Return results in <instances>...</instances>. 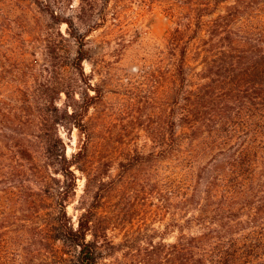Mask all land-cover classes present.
Wrapping results in <instances>:
<instances>
[{"label": "trees", "instance_id": "1", "mask_svg": "<svg viewBox=\"0 0 264 264\" xmlns=\"http://www.w3.org/2000/svg\"><path fill=\"white\" fill-rule=\"evenodd\" d=\"M32 1L50 25L67 24L78 45L73 58L54 67L72 69L88 80L89 34L76 25L77 16L66 12L64 0ZM81 1L80 17L97 26L106 22L113 0ZM141 2L162 9L175 22L166 37V76L171 104L182 105L186 130L179 133L172 126L169 142L150 152L138 150L122 165L131 170L169 162L170 176L160 181L167 180L169 192L183 199L181 234L174 241L155 242L153 234L139 230L115 243L110 224L103 225L111 217L102 208L104 187L113 181L102 182L92 203L73 221L68 203L77 192L76 170L86 172L93 144L86 116L98 95L87 93L77 100L52 81L51 73L39 85L40 94L27 88L25 97L0 99V126L38 129L35 134L0 130V264H22V250L8 234L23 235L15 220L18 204H30L41 216L45 212L36 245L51 257L44 254L40 264H264V0ZM48 55L57 58L60 52L52 48ZM39 74L32 72L35 79ZM62 92L73 99L65 110L57 104ZM64 121L85 137L71 158L57 132ZM204 131L214 135L212 141H200ZM30 135L37 144L27 140ZM4 138L10 141L6 144ZM126 249L125 262L106 261Z\"/></svg>", "mask_w": 264, "mask_h": 264}, {"label": "rangeland", "instance_id": "2", "mask_svg": "<svg viewBox=\"0 0 264 264\" xmlns=\"http://www.w3.org/2000/svg\"><path fill=\"white\" fill-rule=\"evenodd\" d=\"M64 1L68 5L66 12L76 15V25L89 34L90 59L84 63L88 80L81 79L72 69L54 67L73 58L78 48L67 24L50 25L49 18L40 13L32 0H0V99L11 102L10 98L25 97L29 94L27 88L31 94H40L39 85L51 73L52 81L60 82L62 90H69L77 100L87 93L98 95L86 116L93 144L86 172L76 170L78 187L68 203L70 216L77 222L83 206L92 203L101 183L113 181L104 187L107 197L102 208L111 217L103 225L110 224L109 236L115 243L124 241L126 233L139 230L153 234L155 242L163 238L174 241L181 234L179 226L185 221V211L181 196L169 192L167 180L160 181L162 176H170L169 162L164 160L159 166L149 163L131 170L122 162H128L138 150L150 152L160 142H169L166 136L172 126H177L179 133L186 130L182 105L171 104L166 76V37L175 28V22L162 9L151 8L141 0H113L106 22L97 26L79 16L81 0ZM52 48L60 52V57L48 55ZM35 69L41 72L38 79L32 76ZM95 88L100 90L99 94ZM57 104L65 110L73 99L62 92ZM7 128L23 134H35L38 130L37 126L28 125L0 126V130ZM57 132L71 158L85 137L66 121L58 125ZM189 133L193 135L192 130ZM199 136L201 142H210L214 135L204 131ZM27 140L37 144L35 135ZM4 141L7 144L10 140ZM55 176L63 178L61 174ZM16 211L17 227L23 235L8 231L9 239L20 246L22 264H40L44 254L51 257L48 251L38 252L36 245L38 236H42L38 227L47 219L45 212L38 215L30 204H18ZM127 251L106 261L125 262Z\"/></svg>", "mask_w": 264, "mask_h": 264}]
</instances>
